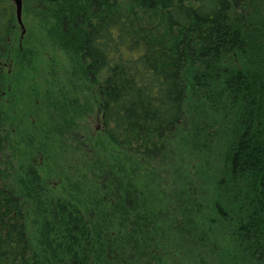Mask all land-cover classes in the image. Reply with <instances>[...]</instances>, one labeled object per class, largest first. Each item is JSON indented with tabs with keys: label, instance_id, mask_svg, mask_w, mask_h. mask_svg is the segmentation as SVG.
Returning a JSON list of instances; mask_svg holds the SVG:
<instances>
[{
	"label": "trees",
	"instance_id": "obj_1",
	"mask_svg": "<svg viewBox=\"0 0 264 264\" xmlns=\"http://www.w3.org/2000/svg\"><path fill=\"white\" fill-rule=\"evenodd\" d=\"M23 3L97 89L104 134L87 142L85 104L46 91L51 126L20 133L9 183L0 136V264H264V0ZM15 22L0 0L10 102L6 66L34 60ZM52 135L85 148L55 185Z\"/></svg>",
	"mask_w": 264,
	"mask_h": 264
},
{
	"label": "rangeland",
	"instance_id": "obj_2",
	"mask_svg": "<svg viewBox=\"0 0 264 264\" xmlns=\"http://www.w3.org/2000/svg\"><path fill=\"white\" fill-rule=\"evenodd\" d=\"M11 2L14 3V1ZM14 14L16 16L15 39L18 42L23 40L24 43L28 44V47L30 46L34 50V60L24 69H19V66L17 64L14 65L13 61L8 64L7 67L12 72L7 80L13 86L16 85V88L15 92H12L9 96L11 102L6 97L0 99L4 108L8 109L7 118L0 122V136L3 138L2 142L4 144L2 146L1 159L9 165V177L6 179L8 183L10 180L12 181V174L19 167L21 156H18L16 152L15 141L19 139L20 133L39 127L40 124L42 126H51L48 121L49 114L47 113L48 108L45 102L46 97H44L46 91H51L52 94L58 93V91H65L71 95L75 94L83 105L85 104L86 109L80 117H77L76 123L79 126V134H82V138L84 136L83 139L87 140V142L93 144L98 138L103 137L104 134L102 111L99 108L100 102L96 95L97 89H94L93 86L90 88L86 87L84 78L80 77L79 73H73L72 68H70L72 65L71 56L60 46H57L54 40L47 35L40 24H38V18L34 14L25 11L24 3L22 25L19 24L17 19L15 3ZM4 102L8 105L6 104L5 106ZM34 114H36V118L38 117L37 119H34ZM57 139L52 135V138L49 139V146L52 147L53 143H56L54 140ZM50 150L57 152L55 154L56 159H51L50 163H45L43 173L47 180L52 185H55L57 182L63 181L62 176H65L66 173H71L68 172L71 163L68 159L77 161L78 158L82 160L85 148L80 151L75 150L73 153L71 151H60V148L55 146L52 149L50 148ZM42 162L48 161L45 159L41 161V164Z\"/></svg>",
	"mask_w": 264,
	"mask_h": 264
},
{
	"label": "water",
	"instance_id": "obj_3",
	"mask_svg": "<svg viewBox=\"0 0 264 264\" xmlns=\"http://www.w3.org/2000/svg\"><path fill=\"white\" fill-rule=\"evenodd\" d=\"M14 1L16 5V14H17V19L20 25H22V9H23V3L22 0H11Z\"/></svg>",
	"mask_w": 264,
	"mask_h": 264
},
{
	"label": "flooded vegetation",
	"instance_id": "obj_4",
	"mask_svg": "<svg viewBox=\"0 0 264 264\" xmlns=\"http://www.w3.org/2000/svg\"><path fill=\"white\" fill-rule=\"evenodd\" d=\"M6 65H7V63H6ZM7 66H8V65H7ZM7 66H6V67H7Z\"/></svg>",
	"mask_w": 264,
	"mask_h": 264
}]
</instances>
